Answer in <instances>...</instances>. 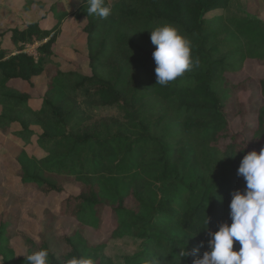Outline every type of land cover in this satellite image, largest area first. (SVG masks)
Returning <instances> with one entry per match:
<instances>
[{
    "label": "trees",
    "instance_id": "16d2710c",
    "mask_svg": "<svg viewBox=\"0 0 264 264\" xmlns=\"http://www.w3.org/2000/svg\"><path fill=\"white\" fill-rule=\"evenodd\" d=\"M230 2L115 0L112 14L99 17L110 23L106 33L103 22L85 26L89 73L58 71L38 109L28 105V92L13 89L14 82L34 87L53 55L56 25L31 22L10 30L15 44L43 41L37 59L0 43V102L29 114L43 131L32 155L21 151L11 163L23 195L19 203L34 191L44 207L35 233L18 229L12 212L0 214V264H27L26 256L41 249L49 251L50 264L81 256L115 264L105 248L123 236L143 241L124 264H193L210 251L209 233L231 223L232 194L245 191L238 175L243 157L264 149V75H239L246 59L264 66V25L235 21L228 37L219 39L216 19L205 18ZM165 24L191 41L200 64L161 86L150 37ZM86 102L112 116L71 123ZM108 214L109 237L89 242L86 228L99 230ZM60 217L76 221L71 232L56 233Z\"/></svg>",
    "mask_w": 264,
    "mask_h": 264
},
{
    "label": "rangeland",
    "instance_id": "374dc122",
    "mask_svg": "<svg viewBox=\"0 0 264 264\" xmlns=\"http://www.w3.org/2000/svg\"><path fill=\"white\" fill-rule=\"evenodd\" d=\"M107 1V5L114 11L115 0ZM88 7V3L84 0H0V43L2 47L10 51L22 50L37 59V49L43 41L15 44L10 40V30L31 22H37L44 28H52L56 25L53 55L43 62L44 70L35 78L34 87L29 88L21 81L14 82V90L26 91L31 96L28 105L32 109L41 107V96L58 71L78 70L82 74L89 73L88 31L85 26L92 20L98 23L103 22L105 25L102 28V34H104L110 23L98 16L88 15ZM62 11H66L67 14L59 20L58 17ZM205 18L216 19L215 26L219 29V39H225L234 27L235 21L254 20L264 25V0H231L227 8L213 10L207 13ZM239 75L241 77L264 75V66L256 60L246 59ZM81 106L80 111L83 115L75 113L71 123L81 119L84 123L91 124L105 115L112 116L93 103L86 102ZM21 122L28 128L22 127ZM248 124L253 125L254 119H249ZM42 133V129L32 122L29 114L25 117L20 108L11 109L7 104L0 102V214L4 211L12 212L17 218V228L32 233L37 230L36 220L42 214L44 202L39 194L30 191L25 195L28 197L25 204L19 203L18 200L23 195L18 193L19 190L16 188V179L13 176L15 170L11 159L21 151L32 155V149ZM75 223L76 221L72 218L60 217L55 223V231L57 234L69 233L73 230ZM110 230L111 221L108 214L99 230L86 228L84 234L89 242L97 243L109 237ZM142 242V239L132 236L110 239L105 252L115 264H124L125 257L137 253L142 248ZM1 256L2 254L0 260Z\"/></svg>",
    "mask_w": 264,
    "mask_h": 264
},
{
    "label": "clouds",
    "instance_id": "9594fccd",
    "mask_svg": "<svg viewBox=\"0 0 264 264\" xmlns=\"http://www.w3.org/2000/svg\"><path fill=\"white\" fill-rule=\"evenodd\" d=\"M88 15L107 18L112 14L105 0H88ZM152 53L156 67V84L167 86L185 72L199 67L192 56L191 41L176 27L165 24L151 31ZM246 181L243 193L235 191L230 202L231 223H222L219 230L210 232L208 248L193 264H264V149L247 153L238 168ZM207 223V221H206ZM238 244V250H234ZM203 247V244H201ZM182 252L181 257L195 255ZM27 264H50L49 251L41 249L26 256ZM67 264H93L90 258L73 257Z\"/></svg>",
    "mask_w": 264,
    "mask_h": 264
}]
</instances>
